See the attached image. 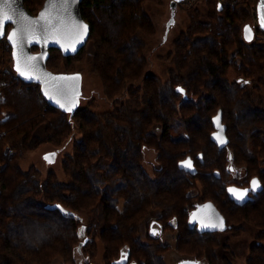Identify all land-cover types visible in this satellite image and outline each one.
<instances>
[{
	"label": "trees",
	"instance_id": "trees-1",
	"mask_svg": "<svg viewBox=\"0 0 264 264\" xmlns=\"http://www.w3.org/2000/svg\"><path fill=\"white\" fill-rule=\"evenodd\" d=\"M44 2L24 0L32 13ZM144 2L82 0L91 25L87 43L95 45V69L113 102L101 113L93 103L65 110L44 96L39 82L14 77L12 46L0 40V264L78 256L96 264L99 240L104 264L124 255L122 264H168L169 245L142 237L152 215L176 233L182 260L199 264H235L223 235L255 227L246 264H264V103L257 101L264 91V40L244 37L251 6L199 0L175 40L176 67L163 83L148 69L145 38L156 27ZM86 45L68 55L52 47L48 68L79 73L73 68ZM220 108L230 138L222 149L211 139ZM75 131L81 137L62 160L67 180L54 170L42 176L35 165L21 167L25 153L45 143L58 151ZM147 149L156 152L151 170ZM187 156L196 173L180 168ZM232 165L262 184L242 204L228 190ZM57 203L66 211L49 207ZM203 203L220 212L224 229L193 224L192 212Z\"/></svg>",
	"mask_w": 264,
	"mask_h": 264
},
{
	"label": "water",
	"instance_id": "water-1",
	"mask_svg": "<svg viewBox=\"0 0 264 264\" xmlns=\"http://www.w3.org/2000/svg\"><path fill=\"white\" fill-rule=\"evenodd\" d=\"M178 0H172V18L168 22V28L174 22V15L177 11ZM82 0H45L43 6L37 14L32 13L24 3V0H7V3L0 2V12H6L12 17L11 21H4L0 30L4 31L5 35L0 36V40L5 36H10L15 30L17 31L16 43L8 41L12 46V54L15 61V69L19 63L21 71H18L21 76L29 81H36L41 84V89L44 96L53 104L68 110L74 109L80 99L81 87L78 88L81 82L80 73H69L65 75L52 72L47 66V60L52 47H57L66 55L79 52L87 43L91 25L84 18L82 13ZM257 10L260 19L261 27L264 28V0H258ZM46 12V19L41 20V13ZM23 17L21 20L20 18ZM30 25L31 34L24 31V26ZM83 25H87L85 32ZM245 39L251 41L254 39V30L250 24L243 27ZM38 46V50L34 47ZM35 57L36 59H29ZM22 71L29 73V76L22 74ZM181 89V88H180ZM183 90V89H182ZM217 117L219 120L217 121ZM215 130L211 133V139L217 143L219 148L226 147L230 138L227 134V124L223 121V109L220 108L218 113L213 117ZM223 140L224 143L220 141ZM57 153H54L53 159ZM202 153L200 156L202 157ZM191 161V168L184 165L183 162ZM182 169L197 172L195 161L191 156L179 162ZM217 175H220L216 171ZM258 181L255 189L262 188V184L258 177L252 179ZM229 189L245 188L230 185ZM230 195L238 203L242 204L249 199V192L244 195L243 199H239L237 194L230 192ZM50 208L66 209L61 204L49 205ZM221 214L217 209L208 208L203 211V218L206 225L210 229H216L217 226L224 222ZM215 225V227H213ZM85 241H82V245ZM121 261V259L119 260ZM178 264H199L196 262H183Z\"/></svg>",
	"mask_w": 264,
	"mask_h": 264
},
{
	"label": "rangeland",
	"instance_id": "rangeland-1",
	"mask_svg": "<svg viewBox=\"0 0 264 264\" xmlns=\"http://www.w3.org/2000/svg\"><path fill=\"white\" fill-rule=\"evenodd\" d=\"M172 0H145L144 7L146 12L150 15L155 23L156 32L153 36L145 38L147 44V58L149 59V72L155 74L163 83H167L170 77L171 70L176 67L174 44L180 33L186 30L190 23L189 10L199 2L196 0L193 5H179L174 15V22L168 28V22L172 18ZM250 7V0L244 2ZM251 9V8H250ZM252 11L248 16L247 24H250L252 20ZM259 39L264 40L260 37ZM5 46V45H4ZM95 45L93 42H89L86 45L85 54L81 61L75 63L74 71H78L81 74V82L78 84V88L81 87L79 106L85 107L90 103L95 105L94 110L97 112H103L113 108V102L106 96L104 83L95 69ZM61 69L67 71L66 66L62 64ZM70 71V70H69ZM67 73V72H65ZM257 101L264 103V91L263 95L259 96ZM81 135L75 131L74 135L68 139L65 144L56 151V146L45 143L36 150L27 152L21 159V167L24 170H28L33 165L40 168L42 176H46L50 170H54L60 180H67L68 177L63 171L62 160L66 153L73 151V147L76 139H80ZM54 153H57L53 159ZM147 167L152 169L155 162L156 152L153 149H147ZM45 157H48L47 159ZM245 176L238 178L239 182L245 180ZM153 215L151 216V218ZM148 223V222H147ZM145 225V224H144ZM142 227V233L144 232ZM258 229L248 226L247 229L240 236H233L230 233H226L223 237H229L231 240V251H228L232 261L235 264H246L249 257V247L256 241V235ZM144 234V233H143ZM176 233L170 231L165 243L169 245V249L164 253L165 259L168 264H178L182 261V256L176 248ZM143 240H146L143 238ZM163 241V240H162ZM99 251L96 257V264H104L103 261V246L99 240ZM83 258V257H82ZM61 258L56 259L53 264H62Z\"/></svg>",
	"mask_w": 264,
	"mask_h": 264
},
{
	"label": "flooded vegetation",
	"instance_id": "flooded-vegetation-1",
	"mask_svg": "<svg viewBox=\"0 0 264 264\" xmlns=\"http://www.w3.org/2000/svg\"><path fill=\"white\" fill-rule=\"evenodd\" d=\"M39 12V11H38ZM37 12V13H38ZM34 13V14H37ZM230 178H229V185H236L245 189H248L249 192V196H251V194L255 191V188H253L252 185V179L250 178L246 172L244 171L243 167L240 166H234L232 165L230 167ZM245 176V180L241 183L239 182L238 178ZM207 206V207H206ZM208 208H212V209H216L213 205H209V204H199L195 207V209L192 212V222L194 225L199 226L203 231L210 229L205 222L204 218H203V211L207 210ZM193 214H196L195 216ZM222 218V217H221ZM222 225V226H221ZM223 226L226 227L225 222H223L222 224H220L219 226H217L218 229H224ZM169 225L164 224L163 222L161 223V221L157 218V216H153L151 218L150 221H148V223H146L144 225V234L142 233V237L145 239H148L149 236L151 237H155L158 238L160 240H164L166 239V236H168V233H170V229H169ZM126 255H124L121 258V261H118L117 264H122L125 263V258ZM183 262H187L185 260H182L181 263ZM62 264H86V262L84 261V258L78 256L75 258V260L73 262H63Z\"/></svg>",
	"mask_w": 264,
	"mask_h": 264
},
{
	"label": "snow or ice",
	"instance_id": "snow-or-ice-1",
	"mask_svg": "<svg viewBox=\"0 0 264 264\" xmlns=\"http://www.w3.org/2000/svg\"><path fill=\"white\" fill-rule=\"evenodd\" d=\"M0 2L7 3V0H0ZM20 19L22 20L23 17H21ZM40 19H41V20H45V19H46V12H45V13H41V17H40ZM11 20H12V17L9 16L6 12H0V28H2V25H3V22H4V21H11ZM83 28H84V30H85V32H86V30H87V25H83ZM24 31H25L26 33H28V34H31V28H30V25H26V26H24ZM4 35H5L4 31L0 30V36H4ZM7 38H8L9 40H11L13 43H16L17 31L14 30V31L11 33L10 36H7ZM29 59H36V58H35V57H30ZM17 70H18V71H21L20 66H19V63L17 64ZM22 74L25 75V76H29V73L26 72V71H22ZM180 91H183V90L181 89ZM68 110L70 111L71 109H68ZM216 119H217V121H218V120H219V117H217ZM220 142H221V143H224L223 140H221ZM52 155H54V154H52ZM45 158L47 159L48 157H45ZM183 163H184L185 166H187V167H189V168H191V166H192L190 160H189V161H185V162H183ZM252 185H253V188H255V187L258 185V181L253 180V181H252ZM229 191H230V192H233V193H235V194H237V196H238L239 199H243V198H244V195L248 192V189H244V190H240V189H229ZM206 207H207V206H206ZM193 215L195 216L196 214H193ZM221 226H222V225H221ZM213 227H215V225H213Z\"/></svg>",
	"mask_w": 264,
	"mask_h": 264
},
{
	"label": "built area",
	"instance_id": "built-area-1",
	"mask_svg": "<svg viewBox=\"0 0 264 264\" xmlns=\"http://www.w3.org/2000/svg\"><path fill=\"white\" fill-rule=\"evenodd\" d=\"M196 0H178L177 4L179 5H193V3H195ZM222 4H227V3H232V4H236L235 2H242V1H246V0H219ZM255 0H250V6H251V11H252V20L250 21V25L252 26L253 30H254V38H264V28L261 27L260 24V19H259V15H258V10H257V3H254ZM7 42L8 39H7ZM10 44V43H9ZM13 76L18 78V77H22L21 74L15 69V71L13 72ZM4 98V95L2 94V91H0V100ZM14 153V149H10V154Z\"/></svg>",
	"mask_w": 264,
	"mask_h": 264
}]
</instances>
